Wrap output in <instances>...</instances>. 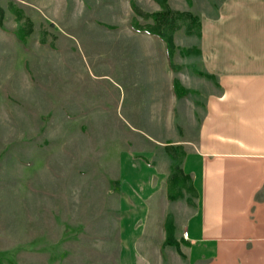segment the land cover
Segmentation results:
<instances>
[{"label": "rangeland", "instance_id": "rangeland-1", "mask_svg": "<svg viewBox=\"0 0 264 264\" xmlns=\"http://www.w3.org/2000/svg\"><path fill=\"white\" fill-rule=\"evenodd\" d=\"M225 4L0 0V264H139L138 187L122 178L144 166L125 156L165 161L167 143L193 136L215 86L199 47ZM164 8L195 23L173 32L171 63L159 38L132 28ZM173 79L197 93L176 100ZM184 202L168 207L179 229Z\"/></svg>", "mask_w": 264, "mask_h": 264}, {"label": "crops", "instance_id": "crops-1", "mask_svg": "<svg viewBox=\"0 0 264 264\" xmlns=\"http://www.w3.org/2000/svg\"><path fill=\"white\" fill-rule=\"evenodd\" d=\"M199 49L215 86L194 108L193 136L167 143L165 161L125 156L144 166L122 178L138 187L129 208L144 226L139 264H264V0H227ZM180 201L181 229L168 212Z\"/></svg>", "mask_w": 264, "mask_h": 264}, {"label": "trees", "instance_id": "trees-1", "mask_svg": "<svg viewBox=\"0 0 264 264\" xmlns=\"http://www.w3.org/2000/svg\"><path fill=\"white\" fill-rule=\"evenodd\" d=\"M156 1L159 3L162 2V0H156ZM161 6L163 7L162 4ZM145 18H151L153 23L150 25H146L144 28H138L135 26H132V28L137 32H145L149 35L159 38L164 43L165 56L167 58V61L171 63L172 54H173L172 50L174 48L172 34L175 31V29H177V27L180 26V24H182V22L185 21V19L189 20L186 29L188 33H191L192 25L194 26L195 24L194 17L185 13H178V12L173 13L164 8L160 12L145 15ZM0 25H1V21H0ZM188 54H190V52L186 51L183 55L186 56ZM171 84H172L171 89L173 91V94L176 95V93H178L180 89L177 80L173 79ZM187 204L191 205L190 201H187Z\"/></svg>", "mask_w": 264, "mask_h": 264}, {"label": "built area", "instance_id": "built-area-1", "mask_svg": "<svg viewBox=\"0 0 264 264\" xmlns=\"http://www.w3.org/2000/svg\"><path fill=\"white\" fill-rule=\"evenodd\" d=\"M183 235H184V237H185V236H186V232H184V234H183Z\"/></svg>", "mask_w": 264, "mask_h": 264}]
</instances>
